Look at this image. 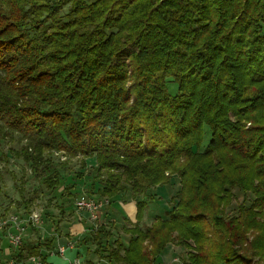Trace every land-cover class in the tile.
<instances>
[{
	"label": "trees",
	"instance_id": "16d2710c",
	"mask_svg": "<svg viewBox=\"0 0 264 264\" xmlns=\"http://www.w3.org/2000/svg\"><path fill=\"white\" fill-rule=\"evenodd\" d=\"M263 25L264 0H0V127L26 140V160L93 157L133 197L138 179H180L165 217L141 225L154 198L136 201L127 242L113 221L85 234L96 264H155L169 243L188 251L182 264L264 258ZM101 183L100 196L124 189ZM233 189L252 202L217 216ZM30 229L9 264H50L55 236Z\"/></svg>",
	"mask_w": 264,
	"mask_h": 264
},
{
	"label": "rangeland",
	"instance_id": "374dc122",
	"mask_svg": "<svg viewBox=\"0 0 264 264\" xmlns=\"http://www.w3.org/2000/svg\"><path fill=\"white\" fill-rule=\"evenodd\" d=\"M131 49L132 47H129L128 50ZM166 80L168 90L174 92L175 84L169 79ZM209 139L210 131L207 126H204V134L199 151L205 149ZM25 147L26 140L21 135L16 132L9 133L3 127H0V214L4 216L37 212L47 231H53L54 229L58 233H61V231L66 232L70 228L72 218L71 214L67 215L64 210H68L69 206H75L76 200L82 195L92 198H108L100 196L99 192L102 186L101 180L108 178H117L120 184L118 185L119 189L124 188L118 195L109 199L111 207L115 211L114 218L118 226L122 224V216L127 213L121 198H144L146 200L154 198L151 202L150 213H147L149 216L144 217L143 215L141 219L140 223L143 226L149 225L156 214L165 217V212L174 207L179 201L178 198L180 196L178 194L174 196L180 187V179L177 174L171 175L169 183L164 185H159L158 183L146 187V181L138 179L141 183L139 185L140 194L133 197L131 195V187L127 183L129 180L124 176H120L117 171L102 170L98 172L93 157L85 158L78 154L69 156L63 151L52 150L44 152L42 156L44 163L36 166L37 163H32V161L25 159L23 155V148ZM28 152H32V150ZM43 165L49 168L44 170L45 168H41ZM232 193L235 196L234 198H228V200L220 202L217 216L223 218L238 217L239 207H247L252 202V194H249L247 198H243L242 192L237 189H233ZM262 210H264V207L261 208L260 212ZM260 212L257 219L263 221ZM125 225L129 224L125 223ZM80 229L81 226H78L77 230ZM6 233V230L0 233V260L5 264H9V257L13 248L9 244ZM48 233L50 232L48 231ZM36 237L37 232L26 226L23 238L33 240ZM75 246H81L77 251V258H81L82 264L88 261L96 262V254L93 253L96 247L94 243L85 245L81 243L79 245L78 243ZM171 246L172 244L170 243L165 246L157 264L163 262L162 256L171 251ZM180 247L177 252L184 253L185 248ZM102 252L100 251L101 254ZM187 252L182 255V259L186 258ZM191 252L194 253V250L192 249ZM65 257L51 254L48 261L50 264H67V260L69 258L72 259L73 256L66 252ZM166 259V262H169L167 257ZM254 260L257 261V264H264V258L261 259L255 256ZM29 262L26 264H38V259L29 260Z\"/></svg>",
	"mask_w": 264,
	"mask_h": 264
},
{
	"label": "crops",
	"instance_id": "0c3cea01",
	"mask_svg": "<svg viewBox=\"0 0 264 264\" xmlns=\"http://www.w3.org/2000/svg\"><path fill=\"white\" fill-rule=\"evenodd\" d=\"M107 199H108V204L106 206H104L103 209L97 213V219L94 221H92L89 218L88 212L77 211L74 206H72V207L69 206L68 210H64L67 213V215L71 214L72 220L70 222L71 223L69 226L70 228L66 232L61 231V233L54 231V234H56L55 244H54V247H53L51 254H58L57 248H58V246L62 245L64 247H66L63 257H65V253L68 252L69 254H71L73 256L72 259L77 258V251L79 250V247H81V246L76 247L75 245L78 243H79V245H80V243L83 244L81 239L85 236V234L88 231L95 229L99 224H101L103 222H108V221L115 222V218H114L115 211L113 210V207H111V203L109 200L110 198H107ZM140 199L141 198H121L125 212H127V213H125L122 216V224L120 226H118L115 223L116 229L114 231H115V234L120 236V238L124 242L128 241L130 235L126 234L123 231V228L129 226V225H125V223L129 224L130 222L133 223L135 221L136 201L140 200ZM151 205L152 204L150 202L148 204L147 209H146V215L144 212V217L149 216V214H147V213H150ZM156 216H160V215L156 214L153 217L155 218ZM78 226H81L80 230H77ZM68 235H70V236L68 237ZM78 240H80V241H78ZM171 247H172L171 251H168L167 254H165V256L164 255L162 256L163 262L160 264H182V255H184L186 253V250L184 253H182V252L178 253L177 249L181 248L180 246H175L172 244ZM173 248H175V249H173ZM162 252L160 255H162ZM160 255L157 257L155 264H157V262L159 261ZM166 257L168 258L169 262H166V260H167ZM78 259L80 260L79 264H82L81 258H78ZM101 262H105V261L101 260ZM94 263L96 264L97 262H94Z\"/></svg>",
	"mask_w": 264,
	"mask_h": 264
},
{
	"label": "built area",
	"instance_id": "2783aa9c",
	"mask_svg": "<svg viewBox=\"0 0 264 264\" xmlns=\"http://www.w3.org/2000/svg\"><path fill=\"white\" fill-rule=\"evenodd\" d=\"M107 204V198H92L86 195H82L76 200L74 207L77 211L88 212L89 218L93 221L97 219V213L101 211ZM26 226L38 230V233L42 237H45V235H50L47 229L44 228L43 221L37 212H30L28 214L16 213L0 217V233L6 230V236L12 248H17L21 244ZM51 234L56 236L54 232H51ZM65 249L66 247L62 245L58 246V254L63 257ZM34 259L36 258H30V260ZM11 263L12 262H10V264ZM79 263L80 260L78 258L67 260V264Z\"/></svg>",
	"mask_w": 264,
	"mask_h": 264
}]
</instances>
